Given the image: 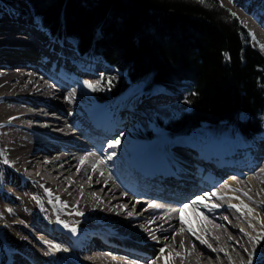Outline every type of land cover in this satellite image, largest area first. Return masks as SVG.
<instances>
[{"label": "bare ground", "instance_id": "obj_1", "mask_svg": "<svg viewBox=\"0 0 264 264\" xmlns=\"http://www.w3.org/2000/svg\"><path fill=\"white\" fill-rule=\"evenodd\" d=\"M241 10L243 25L264 43V13L251 4ZM14 15L13 19L7 16L0 21V129L1 133H11L6 157L12 164L3 178L2 192L14 203L10 206L12 217L6 218L1 228L4 235L0 250L9 259L4 262L0 253V264H164L163 259H157L160 248H165L164 255L169 257L170 264H246L248 254L244 249L250 253L252 245L245 233H255L249 227V218L229 204H240L242 200L254 209L256 220L252 223L264 222V208L260 204L264 198L259 199L264 191L260 180L264 174V149L259 145L250 151L233 138L226 145L214 142L215 151L204 137L196 143L195 133L171 136L163 130L170 137L160 136L162 140L156 144L154 137L138 139L144 140L143 146H138L139 153L134 143L127 140L125 131L149 128L148 120L139 119L154 109L157 117H167L164 107L176 102L172 98L175 92L171 94L157 86L148 91L139 87L117 103H99L94 96H88L84 82L92 81L97 75L95 70L106 73V63L94 55L80 53L64 38L49 35L20 13ZM17 33L26 35V39ZM70 47L77 51L76 57ZM144 97L154 104L141 108L137 115L136 107L143 105ZM118 103V111L108 110ZM50 113L61 114L62 119L49 122L46 117ZM50 127L58 128L60 135L50 138ZM78 134L92 140V149L83 146L76 138ZM119 136L120 145L109 149L108 142ZM46 142H52L54 147L44 146ZM38 150L45 158L37 156ZM113 151L111 160L98 163L95 171L92 169L93 163ZM81 157H87L83 165ZM239 166L243 168L239 170ZM255 169L257 172L252 175ZM45 188L52 190L54 202L55 197L66 201L63 209L77 220L73 224L77 233H69L73 239L60 238L58 235L67 236L66 232L48 226L50 220H46V213L40 208L39 214L30 218L31 225L30 219L25 220L23 212H19L23 207L30 210L24 200L37 197V189L41 196H47ZM213 192L223 199H206L209 205H220L211 212L203 206L197 210L189 207L180 214L173 211L197 195ZM236 196L240 199L233 198ZM155 199L174 202L176 207L162 206ZM77 210L84 215L76 216ZM40 211L45 217L43 221ZM181 217L186 221L184 231ZM20 220L34 231L29 232ZM189 226L207 243L201 244L194 238L187 231ZM259 231L257 223L256 232ZM40 237L69 251H61V258H49ZM263 245L259 242L256 251L264 253ZM256 260L259 258L254 264Z\"/></svg>", "mask_w": 264, "mask_h": 264}, {"label": "trees", "instance_id": "obj_2", "mask_svg": "<svg viewBox=\"0 0 264 264\" xmlns=\"http://www.w3.org/2000/svg\"><path fill=\"white\" fill-rule=\"evenodd\" d=\"M4 6L117 70L105 92L90 89L95 99L115 100L139 82L160 85L189 105L160 124L169 135L204 127L264 138V51L217 0H0Z\"/></svg>", "mask_w": 264, "mask_h": 264}, {"label": "rangeland", "instance_id": "obj_3", "mask_svg": "<svg viewBox=\"0 0 264 264\" xmlns=\"http://www.w3.org/2000/svg\"><path fill=\"white\" fill-rule=\"evenodd\" d=\"M217 1H218V3L220 5H223L222 6L223 8L229 10V12L231 14L232 13H235L236 14L235 17H236L238 23L240 25H242L249 33H251V32L243 25V23L241 21V18H240V17H242L241 15L243 14L241 8L243 6H246V4H251V6H253V8L256 9L258 12L264 13V0H239V1H236V0H217ZM18 4L22 5V2H18ZM250 10H252V7L250 8ZM15 12H16L15 10L11 9L8 6L2 7V9L0 10V21H2L3 19H5L7 16H9L10 19H13L12 17L15 16L14 15ZM262 20H264V14H263ZM47 40H49V39L47 38ZM262 44H264V43H261L255 37L254 45H259L260 46ZM72 51H73V48H72ZM95 73L97 75L93 76L92 81H89V82L92 83L94 86H96L97 89H101L102 88V90L104 92L106 91V89H105V85L106 84H104V82L107 83V80L109 78L110 79H115L117 77V75H118L117 70L115 68H113V67H108V71L106 73L104 71H98V70H95ZM142 84L143 83H140V82L139 83L132 84L131 85L132 88L129 87L131 89L128 91V93H131L132 90H135V89H137L139 87H144V85H142ZM156 88H158V89H160V88L161 89H164L166 92H172L173 91V89H166V88H164V86H159V85H157ZM85 89L87 91L88 96L90 97L91 96L90 89L89 88H86V87H85ZM145 90H146V88H145ZM171 94H174V93L172 92ZM172 98H175L176 99V102H173L172 103V106H165L164 107V109L165 108L167 109V113H168L167 117H165V118L157 117L156 115H154L155 112H156L155 109H154L151 112H149L148 114H146V116L141 115V116H143V118H140L139 119V122H141L142 119L148 120V122H149V128L143 126V128L142 127H138L136 130L133 129L132 131H130V129H129V130L125 131L126 132L125 135L127 137V140L129 142L132 141L134 143V148H136L138 152H139L138 146H140V145H142L144 143V140H138V135L139 134L146 133V132L152 133V135L154 136V139L156 140L154 144H156V143H158V142H160L162 140V138H160V136H164L165 134H167V133H164V131H166V130L163 131V129L161 128L160 124L165 123V122L171 120L172 118L176 117L181 111H187V110H189V105L183 100L182 95L180 93H178V92L175 91V96H172ZM120 99L121 98H119L117 100L115 99V100H112V101L110 100L109 102L117 103ZM142 100H144V98ZM118 105H119V103L117 105H115V107L113 109L112 108H110V109L107 108V109L108 110H111V111H118L119 110V107H120V105L119 106ZM137 108H139V109H137ZM141 108H144V105H140V103H139L137 105V107H136V109L138 110V112L137 113L135 112V114L140 115L139 114L140 113L139 110H141ZM136 109H135V111H136ZM141 114H143V113H141ZM29 122H31V121H29ZM33 123H35V122H33ZM2 130L3 129L1 128L0 129V148H1V151H2L1 153L3 154L2 157L4 158V157H6V144H7V141L9 139V136H10L11 133L10 132H6V131L3 132V133H1ZM193 134L196 136L195 139H194V141L196 143L199 142V140H200L201 137H204L205 139H208L209 141H207V144H209V143L212 144L211 150H215L214 142H216V144H218L221 141L220 144H222V145H226V144L229 143V142H227V139H225L226 134H223L221 136L212 135L204 127H198V128H196L195 131L193 132ZM211 135H212V137H211ZM167 136L170 137L169 135H167ZM232 137L233 138L240 139L241 136H239L238 134H236V135H234ZM119 139H122V138L120 137ZM259 139H261L260 140L261 141L260 147L264 149V138H259ZM230 140L231 139L229 138L228 141H230ZM208 146H210V145H208ZM142 150H143V148L141 149V151ZM139 153H141V152H139ZM2 157L0 156V160L3 159ZM10 165L12 166V164H10ZM11 166L5 165L3 163H0V169H1V173H0V226H1L0 227V240L2 239L1 237H3V235H4L3 229H1V228H4V223L6 222V220L9 219L10 216L12 217V215H13L12 214L13 211H12V208L10 209V206H12V204H14V203L10 199V197L6 193H4L5 192V190H4L5 187L3 185V183H4L3 182L4 181L3 178H5L4 177L5 176V173L7 172V169L9 167H11ZM101 170L105 171L104 169H101ZM256 172H257V169H255L253 171L252 175H254ZM260 180H261V183H264V174H261L260 175ZM16 181L18 182V179H16ZM255 181H256V185H259L257 179H255ZM241 183L243 185H245L242 179H241ZM2 191H4V192H2ZM35 194H37V197L40 199L41 204H37L36 200H34L33 198H27V199L24 200V202H25L24 204L30 210L27 211L24 207L19 209V212H21V211L23 212V215H24L25 220H27V218L29 220L30 218L37 216L39 214L38 210L40 208L44 213H46V220L47 219L50 220V223L48 224V226L49 225L50 226H55V228L57 227L58 229L64 230L66 232V235L67 236H64V235H61V236L58 235V236L60 238H65L66 240H70L71 237H70V234L69 233H71V232H69L67 229H64L61 225L57 224L55 222L56 221V217H57V215H59L60 218L65 223H68L69 225H71V224L73 225L77 220L75 218H73L72 216H68V214L66 213L65 209H63L62 211H59V209H58L59 207L55 205L54 200H53V203H49V197H47V196H41L40 193H39V191H38V189L35 191ZM262 197L264 198V191H262L261 194H259V199H261ZM262 200H264V199H262ZM260 204H261V207L264 208V202L262 201ZM9 210H11V211H9ZM42 211H40V215H41V220L43 221V220H45V217H43ZM262 214L264 215V212ZM38 217H40V216H38ZM16 219L19 220V218H16ZM20 221H21L22 224L24 222L23 226L26 229H29V232H33L34 231V229L30 226L31 225V221H33V219H30L29 220L30 221V225L27 224L23 220H20ZM185 224H186V221H185ZM31 229H33V231ZM196 236L197 235H194V238H196ZM45 239H47V238H45ZM71 239H73V238H71ZM260 242L262 244H264V241H260ZM263 247H264V245H263ZM0 253H1L2 259L4 258L3 259L4 262H6L5 260H7L9 258L7 257L5 251L4 250H0ZM8 253L10 254L9 251H8ZM48 257L49 258H51V257L61 258L62 257V254L60 252H57L54 255H48ZM258 262H261V260L260 259L259 260H256V263L255 264H257Z\"/></svg>", "mask_w": 264, "mask_h": 264}, {"label": "snow or ice", "instance_id": "obj_4", "mask_svg": "<svg viewBox=\"0 0 264 264\" xmlns=\"http://www.w3.org/2000/svg\"><path fill=\"white\" fill-rule=\"evenodd\" d=\"M198 2L200 3H205V0H198ZM223 6V5H221ZM235 13H232V16L235 17ZM250 35H252L253 40H255V36L253 34L250 33ZM260 48L262 51H264V44L260 45ZM110 83V81H109ZM84 86L86 88L92 89L93 91L97 90L96 86H94L92 83L85 81L84 82ZM120 136H123V133H120ZM120 145V139L116 138L113 139L111 141L108 142L107 147L109 149H115ZM101 151L103 152V149H101ZM3 154L0 153V156H2ZM89 155H92L91 153ZM115 155V152H111L110 154H106L104 159H101L100 161H98L97 163H93L91 165L92 169L95 171L97 170V164L98 163H105V160H111L113 158V156ZM87 157H81L80 159V164L83 165L86 163ZM0 163H3L5 165H10L9 160L7 159V157H4L2 160H0ZM43 187V186H42ZM225 187H228L227 185H225ZM45 193L47 194V196L49 197V203H53V192L50 189L45 188L44 189ZM233 192H237V191H242L240 189H232ZM243 195L246 196L249 200L252 199L251 196H248L247 192H243ZM211 197H217V193L213 192L210 195L208 194H201V195H197L193 200H191L189 203H185L183 204L181 207H179L178 209H174L173 211H176L178 214L180 213H184L185 211H187L189 209V207H191L193 210H197L200 206H203L205 208L208 209L209 212L213 211L216 208H219L220 205L219 204H211L209 205L208 203H206V199H211ZM218 199H223V197H217ZM234 199H240L238 196L233 197ZM34 200H36L37 204H41V201L38 197H33ZM55 205L59 206V211H62L64 207L67 206V202L66 201H61L59 197H55ZM149 207H153L152 204H149ZM230 208L235 209L236 212L240 213L242 216L246 215L249 218V227L252 228L253 232L255 233V235H251L249 233H245V235L248 237L249 242L252 245V252H248L247 249H244V251L248 254V259L246 264H254V260L259 258L260 260H264V253H260L256 251L257 245L259 244L260 241H264V222H259L257 221V223L259 224V228L260 231L256 232V227H257V223H252V221L256 220V217L254 216V209L249 207L247 204H245L242 200L240 201V204H229ZM11 211V210H9ZM76 216H83L84 213L80 212V211H76L75 212ZM129 216L132 215L131 212L128 213ZM198 216H202V213L197 212ZM206 219V218H205ZM224 219H227V217H224ZM57 224L61 225L64 229H67L69 232H71L72 234H76L77 233V227L75 225H69L68 223H65L59 215H57L56 217V221ZM180 224H181V231H184V224L185 221L183 219V217L180 218ZM187 231L192 233L193 235H196L195 231L193 230L192 227H188ZM241 232H244V229L241 228L240 229ZM196 238L198 240H200L201 244H206L207 241L202 239L200 236H196ZM41 240V242L46 246V251H45V255H54L57 252H67L69 251L68 248L66 247H62L61 244L59 243H54L53 240H48L45 239L43 237L39 238ZM181 247H183V242L181 241ZM209 248H211V245H208ZM215 251V250H214ZM220 251H223V249H221ZM160 252V256L157 259H163L164 260V264H170L169 261V257L165 256V248H160L159 249ZM171 255V254H169ZM176 255H179V253H176ZM152 264H155V261L152 262Z\"/></svg>", "mask_w": 264, "mask_h": 264}]
</instances>
